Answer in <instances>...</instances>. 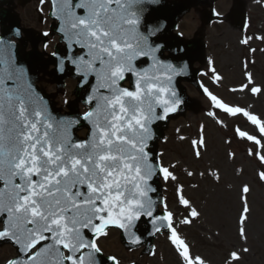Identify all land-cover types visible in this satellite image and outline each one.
<instances>
[{"label":"snow or ice","instance_id":"snow-or-ice-1","mask_svg":"<svg viewBox=\"0 0 264 264\" xmlns=\"http://www.w3.org/2000/svg\"><path fill=\"white\" fill-rule=\"evenodd\" d=\"M255 2L264 7V0ZM156 3L50 0V14L61 22L60 31L67 41L68 54L61 58L60 70L66 59L83 83L95 81L86 101L91 107L81 117L90 125L84 140H74L70 134L80 121L56 119L25 79L23 69L0 47V241L10 242L16 250L4 264H120L117 256L104 255L100 240L115 228L130 244L139 245L137 224L145 217L152 225L150 235L167 230L181 264H208L203 256L192 254L178 227L191 226L202 215L184 193L175 171L180 165L165 166L162 154L161 159H154L150 149L152 125L166 121L183 103L172 86L176 70L158 56L160 46L153 38L159 26L146 20ZM253 38L245 36L240 43L249 45ZM255 39L264 42V35ZM249 51L256 49L249 47ZM140 61L147 66L141 67ZM247 68L245 63L246 82L230 91L264 95V87L255 84ZM210 70L214 82L223 80L214 67ZM129 77L133 80L126 88L123 82ZM7 81L12 88L3 87ZM203 92L210 102L206 115L216 124L227 127L223 115L234 120L242 117L255 127L258 135L239 125L233 132L251 142L247 154L264 165V119L245 107L224 102L207 87ZM204 133L205 126L200 125L197 138L190 141L195 160L202 159V150L207 149ZM234 156L228 153L230 159ZM183 171L187 177L197 174L187 168ZM199 175L222 181L218 170ZM257 175L264 182V170ZM157 176L175 185L176 201L186 213L178 221L166 199L160 202L161 209L150 195L157 191L151 183ZM250 192L247 183L240 187L242 209L236 231L243 244L227 252L224 264H240L252 251Z\"/></svg>","mask_w":264,"mask_h":264},{"label":"rangeland","instance_id":"rangeland-1","mask_svg":"<svg viewBox=\"0 0 264 264\" xmlns=\"http://www.w3.org/2000/svg\"><path fill=\"white\" fill-rule=\"evenodd\" d=\"M228 3V0H222L221 5ZM22 14L27 22L34 26L33 23V8L26 7ZM258 20L255 24L251 22L250 29L245 34H240L238 31H231L228 23L224 20L222 26L218 22L211 23L206 33L203 36L205 44L204 54L197 65L205 67L204 70L208 75L212 76L211 72L207 71L209 61L211 60L216 67L217 73H223L225 80L223 83H210L204 75L200 76L202 85L200 88L185 84L186 91L191 97L192 102L196 105L193 109H187L184 113L173 117L166 127L167 145L159 144L161 148H165L162 158H168L166 163H178L180 167L177 170L178 174H183V169L195 171L197 174L194 177L180 179L186 185L184 193L193 202L194 206L201 211L202 215L194 221L191 226L178 225L185 236L191 243L194 253L203 256L208 264H224V259L227 252L231 249L238 248L243 241L237 235L236 225L239 213L242 209L240 201V187L247 183L251 188L248 194V202L252 208V213L249 221V246L251 252L258 253L260 250L264 253V244H259L256 240V223H261L264 218L263 204L264 197V182H260L256 176V168L258 167L253 159H248L243 153L244 148L248 150L252 144L239 138H233V126L239 125L250 134H254V126L247 123L244 118L233 119L228 117L224 123L227 125V130L222 129L223 126L215 123L214 120L207 117L204 110L210 107L208 98L203 92V87H207L211 92L220 94L226 103L238 105L247 108L250 112L264 119V95L253 96L249 92H231V88H239L241 83L246 82L244 77V64L247 63V71L252 73L253 80L256 85L264 87V42L255 39L256 36L264 35V12H260ZM179 27L184 35V38L193 37V33L199 27V17L196 13L191 12L185 14L179 20ZM250 24V21H249ZM245 36L254 37L249 41V45H243L240 40ZM249 47L256 48L255 52L249 51ZM203 69V68H202ZM39 85L47 92L53 91L54 102L57 106L65 110L64 102L73 98V90L75 80L67 79L65 86L56 88L47 78L38 80ZM200 125L205 126V137L207 141V149L203 151V157L200 160H195L192 155L190 141L198 136ZM179 129V131H177ZM227 131V133L225 132ZM169 133V134H168ZM180 136H185L187 139L180 140ZM231 141L227 144L226 141ZM160 152L161 149L159 148ZM235 153L234 158H229L228 153ZM164 160V159H163ZM208 170H218L222 176L220 183L215 182L211 177H201L200 172ZM189 180V181H188ZM190 182V183H189ZM189 183V184H188ZM188 184V185H187ZM192 184L198 185L193 189ZM258 188V189H257ZM169 207L172 210L179 209L176 196L167 198ZM117 232V231H116ZM116 232L110 231L107 238L102 241L106 251L114 252L116 255H121L126 251L116 239ZM118 233V232H117ZM156 255L160 253L167 257L170 264H179L173 248L168 242L167 236L163 235L156 241ZM260 248V249H259ZM130 250V249H127ZM130 253L134 251H128ZM139 253V251H136ZM250 252V253H251ZM250 253L245 254L240 264H253L254 256L250 257ZM264 261V260H263Z\"/></svg>","mask_w":264,"mask_h":264}]
</instances>
